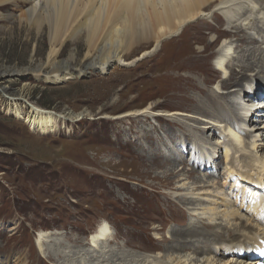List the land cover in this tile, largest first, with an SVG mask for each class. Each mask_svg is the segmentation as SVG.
I'll return each instance as SVG.
<instances>
[{
    "label": "bare ground",
    "instance_id": "obj_1",
    "mask_svg": "<svg viewBox=\"0 0 264 264\" xmlns=\"http://www.w3.org/2000/svg\"><path fill=\"white\" fill-rule=\"evenodd\" d=\"M8 5L24 6V11H20L21 14L17 19L19 23L29 26L38 35L45 31L48 40V51L44 62L23 70L0 71V95L7 101L8 113L17 120H23L34 132L40 134L56 132L66 122H75L83 118V114L54 113L28 104L24 100L29 92L28 85L25 84L20 89L12 91L7 86V82L12 79L11 76L22 74L25 79L33 76L38 82L63 86L68 81L77 80L91 72L103 74L112 63L116 66H130L142 58L155 56L157 68L153 70L151 67V83L142 97L135 99L137 104L132 108L140 106L139 104L146 99H154L155 103L138 110H128L124 112L123 117L145 115V118L150 116L157 120L171 119L174 116L185 117L189 122L200 126H190L195 137L198 136L197 134H202V131H210L215 135V129L222 126L223 130L220 128L222 131L218 132L227 133L221 146L223 158L228 162L227 165L225 164L226 167L228 165L234 167L232 165L237 153L251 150L247 159L241 155L242 157L237 161L243 163L245 159L249 160V162L246 161L249 166L247 163L243 164L249 167V170L251 168L254 170L248 171L246 166L241 168V165H238L242 170L237 172L239 177L233 178V182L239 187L241 180L238 179L246 178L247 181L257 185L242 190L247 191L245 197L247 215L264 227V144H262L264 127L259 125L264 116L256 114L254 117L258 118L257 124L250 126V122H254V119L246 122L237 117L235 121H232L226 119L225 115L233 113L239 105L236 100L233 102L230 99L231 95L238 94L241 97L245 95L247 97L243 102L252 103L253 98L249 94H264V82L249 89L242 81L245 71L258 67L261 68V72L264 71V51L260 48L244 50L242 46H237L238 43L248 39L253 40L255 44L264 43V0H0V23L4 22L9 26L15 17L9 14L10 12L4 13ZM215 11H220L222 15L215 14ZM209 18L212 23L207 22ZM197 20L202 21L193 27L185 28L186 25L195 23ZM222 26L226 29L223 30ZM206 32L214 36L207 39ZM229 37L235 41L230 40L227 43L224 40L218 52L208 53V50L222 38ZM81 38L84 39L85 55L83 60L78 62L77 43ZM165 40H168V43L163 44ZM68 42L72 46L69 56L60 59L63 47ZM143 45H151V47L143 50L140 57L134 58V61H128V56L134 54L138 48H143ZM212 58L214 61L211 63ZM236 69L239 70L238 73ZM218 73L222 75L220 81L215 75ZM210 86H215L216 91L212 92ZM229 89H231L230 92ZM257 106L264 110V100ZM171 108L173 110H169ZM248 114L247 118L252 116L251 113ZM181 121L171 119L169 122L185 126ZM240 121L241 128L249 125L252 130L248 138L253 142L249 140L251 142L249 145L242 139L243 131L238 127ZM169 133L170 131L167 132ZM172 138L171 135L169 142ZM256 141L260 143L257 144ZM179 144L183 149L184 145H187L184 141H179ZM191 144L194 158L196 154L201 156L196 160L197 168L203 170L214 164L217 143H214L215 147H210L211 149L208 150L210 155L208 152H202V147ZM233 151L235 152L231 153ZM245 152L244 154L248 153ZM180 161V158L176 159L177 163ZM120 166L124 170L119 175L117 174L119 172L115 171L114 176H132L138 173L139 176L143 174L144 177H148L153 174L154 167H158V163L152 162L149 167L146 165L143 172L131 169L132 171L128 173L126 170L128 164L123 163ZM232 169H227L229 171L225 172L227 177L232 178L235 168ZM195 174L194 171L179 173L174 169L161 173L162 178L157 179L160 187L168 188L173 184L175 192H184L185 195L176 196V202L165 200L161 202V205L156 202L159 206L163 205L165 208L172 209L173 212L169 218L160 219L161 215H159L148 220L149 223H145L152 225L151 233L156 241L149 242L142 248L131 244V241L126 242L133 249L162 253L160 257L126 255L122 252L110 254L112 249L108 245L111 241L109 220L100 224L95 234L90 236L91 250L84 249L82 242L76 248V245L70 248L71 246H66L64 242L57 239L58 234L42 232L37 235L35 241L38 252L47 256V249H55L56 264H95V262L97 264H264L260 261L264 255L259 256L256 252H248L244 249L257 246L264 248V228L260 231L251 223L252 221L250 222V219L241 216L237 210H232L223 191H221L223 193L214 192L211 188L214 192L213 198H209L211 195H205L214 184L210 185L212 182L210 178L203 180ZM136 185L139 188L146 186L137 183ZM90 191L102 204H106V198L111 195L110 192L100 194L96 192V189ZM150 192L154 196L153 191ZM243 198L244 196L241 201L244 200ZM119 200L117 199V202ZM179 205L189 209L187 214L190 218L187 219L188 224L184 226L186 230H170L166 237V232H163L165 225L162 221L167 222L173 214L181 218L187 216L178 207ZM153 207L158 208L156 205ZM154 223H159L160 226L157 227ZM150 225L139 232L149 236ZM11 230L14 232L16 227H12ZM245 235L254 243L246 244L245 241L239 240L235 242V239H232L234 236ZM193 246L195 248L192 249ZM234 247H236L235 250ZM66 248L69 252H65ZM184 252L186 254L182 256ZM230 253L235 255L227 262L208 258L212 254L223 256ZM248 256H257L259 260L247 259L246 261Z\"/></svg>",
    "mask_w": 264,
    "mask_h": 264
},
{
    "label": "rangeland",
    "instance_id": "obj_2",
    "mask_svg": "<svg viewBox=\"0 0 264 264\" xmlns=\"http://www.w3.org/2000/svg\"><path fill=\"white\" fill-rule=\"evenodd\" d=\"M23 9L24 6L21 5L17 7L8 5L4 9V13L10 12L9 14L13 15L15 19L9 26L4 22L0 23V71L23 70L45 61L48 51L47 33L44 31L38 35L29 26L19 23L17 19L21 14L20 11H24ZM212 11L214 12V10ZM218 13L221 14L220 11H215V14ZM201 21L189 23L185 28L193 27ZM207 22L212 23L211 18L207 19ZM224 28L226 29L225 26H222L223 30ZM206 34L207 39L214 36L208 32ZM224 40L227 43L230 40L235 41L230 37L222 38L208 50V53L218 52ZM165 42L168 43V40H165L163 44ZM260 44H255L253 40L248 39V41L238 43L237 46H242L244 50L260 48L264 51V43ZM150 47L151 45H143V48H138L134 54L129 55L127 60L134 61V58L140 57L143 50ZM71 49V43H66L60 59L67 58ZM77 52V60L80 62L85 55L83 38L77 43ZM156 60L155 56H148L130 66H116L115 63H112L103 74L91 72L77 80L68 81L63 86L44 84L42 81H36L33 76L26 77V79L22 74L11 76L12 79L7 82V86L12 91L20 89L25 84L28 85L29 92L24 97L28 104L54 113H81L83 118L75 122H66L56 132L40 134L29 129L23 120H17L8 113L7 101L3 100L0 95V264H56L54 261V256L57 255L55 249L46 250L49 258L38 252L35 241L37 235L42 232L58 234L57 239L64 242L66 246H71L70 248L75 245L76 248L82 242L84 249L91 250L90 236L95 234L97 227L106 220L111 223V241L108 243L112 249L110 254L122 252L126 255H142L144 257L162 256L163 254L157 251L147 252L133 249L126 242L127 240L129 243L131 241V244L142 248L149 242L156 241L151 233L152 225L145 223H149L148 220L159 215H161L160 219L169 218L173 213L172 209L158 204L161 205V202L165 200L174 202L176 196L185 195L184 192H175L173 184L168 188L159 186L157 179H161V173L168 169H174L179 173L194 171L198 178L203 180L210 178L213 182L210 185H214H211L205 195H211L209 198H213L215 191H223L224 193H221L226 194V201L230 203L232 210H237L241 216L250 219V222L252 221L251 223L256 225L260 231L264 228L262 224L247 215V202L245 201L247 191L242 190L257 185L247 181L246 178L238 179L241 180L239 187L233 182V178L239 177L237 172L241 168H245L244 164L249 162L246 159L251 150H245L246 152H244H248L247 154L239 152L236 154L237 156L234 155L236 158L232 165L234 167L229 165L226 167L228 162L223 158L224 153L221 146L227 133L221 132L222 126L215 129V135L210 131H202V134H197L198 136L195 137L190 126H200L189 122L185 117L174 116L171 118L174 121L175 119L182 120L181 122L185 126L169 122L170 118L157 120L150 116L145 118V115L123 117L124 112L128 110H138L155 103L154 99H146L139 104L140 106L132 108L137 104L135 99L142 97L145 90L148 89L152 78L151 67L153 70L157 68ZM211 61H214L213 58L210 59ZM235 71L239 72L237 69ZM244 73L245 77L242 81L246 88L250 89L258 83L264 82V71L261 72L259 67ZM215 75L220 81L221 73ZM130 82L132 83L130 84ZM210 90L216 91L215 86H210ZM228 91L230 92L231 89ZM246 97L245 95L241 97L238 94L230 96V99L233 102L236 100L239 105L236 106L233 113L225 114L226 119L235 121L237 117L243 119L245 116L246 118L245 111L250 106L255 108V112L261 113V108L257 105L264 99H256L254 103L243 102ZM243 105L244 108L246 107L245 109L242 107ZM159 113L162 114V112ZM261 115L264 116V113ZM251 117H249L250 121L254 119V122H250V126L256 125L258 118ZM261 120L259 125L264 127V118ZM180 127L185 128L181 129ZM238 127L243 131L242 139L245 140V144L249 145L252 141L248 138L252 132L251 128L249 125H246V128H241V124ZM219 130L221 133L218 132ZM168 131H170L169 134H167ZM171 135L173 136L170 141L172 143L169 142ZM179 141L186 142L187 145H184V149ZM191 143L202 147V152L208 153V150L215 147L217 143L218 149L213 158L214 166L211 165L203 170L197 168L196 160L201 156L196 154V158H194L193 150L189 147ZM256 143L258 144L260 141H256ZM241 155L246 158L244 164L237 161L242 157ZM177 158L181 160L179 163L176 162ZM152 162L158 163V167H154L153 174L148 177H144L143 174L139 176L138 173L132 174V176L113 175L115 171L119 172L117 173L119 175L124 170L120 164H128L126 170L129 173L132 171L131 169L143 172L146 165L149 167ZM238 165H241V168ZM161 166L163 167L161 168ZM247 166H249L248 163ZM247 166L248 171L254 170L253 168L249 170ZM228 167L235 168L232 169V178L225 175V172L229 171L227 169H230ZM136 183L146 186L139 188ZM215 188L216 190H214ZM92 189H96V192L100 194L111 193L105 200L106 204H102L94 197L90 191ZM151 190L154 196L151 195ZM241 195L244 196V202L241 201ZM117 199H120L119 202ZM153 205L158 208L154 209ZM178 207L187 216L181 218V216L173 214L167 222L162 221V224L165 225L163 232H166V237L170 230H186L184 226L188 224L187 219L190 218L187 214L189 209L181 205ZM221 209L224 210V208ZM148 225H150L149 236L141 234L140 232ZM154 225L160 226L159 223H154ZM12 227H16L14 232L11 230ZM244 237L246 238L247 235L234 236L232 239H235V242L239 240L240 242L245 241L246 244L254 243L249 240L250 238L245 239ZM251 249L258 253L256 255H264L262 250L260 251V249L264 251L261 246ZM65 252H69V249L66 248ZM184 254L186 253H182V256ZM218 255L212 254L206 257L227 262L235 254ZM14 260L15 262H13ZM257 260L259 259L256 257L255 261Z\"/></svg>",
    "mask_w": 264,
    "mask_h": 264
}]
</instances>
